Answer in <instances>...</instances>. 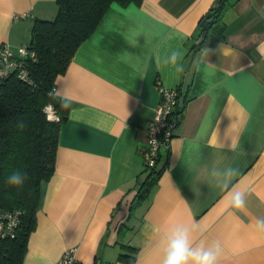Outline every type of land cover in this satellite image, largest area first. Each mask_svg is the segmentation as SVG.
I'll use <instances>...</instances> for the list:
<instances>
[{
    "label": "crops",
    "instance_id": "crops-1",
    "mask_svg": "<svg viewBox=\"0 0 264 264\" xmlns=\"http://www.w3.org/2000/svg\"><path fill=\"white\" fill-rule=\"evenodd\" d=\"M217 1L113 2L78 46L55 80V97L72 104L22 264H55L69 247L77 264H161L178 224L195 243L220 241L219 264H264L256 227L264 218V0H225L224 40L197 51L200 22ZM57 10L56 0H0V47L28 45L35 20ZM173 51L182 53L179 71L168 63ZM159 85L178 89L182 119L160 149L156 185L130 210ZM214 166L239 169L229 188L245 190L243 210L228 207Z\"/></svg>",
    "mask_w": 264,
    "mask_h": 264
},
{
    "label": "trees",
    "instance_id": "trees-1",
    "mask_svg": "<svg viewBox=\"0 0 264 264\" xmlns=\"http://www.w3.org/2000/svg\"><path fill=\"white\" fill-rule=\"evenodd\" d=\"M224 1L218 0L210 9L213 20L206 27H199V41L192 47L195 50L224 40L225 23L221 18ZM113 2L127 5L141 0H56V16L35 20L31 30L27 45L34 53L27 63L31 82H24L14 73L0 86V207L24 210L16 236L0 242V264H22L28 237L36 227L42 184L55 170L60 128L68 110L53 98L55 80L66 71L78 46L97 27ZM50 91L53 96H49ZM45 104L55 105L58 120L46 119L41 110ZM21 120L26 125L23 129L17 127ZM160 160L145 169L130 210L149 197L164 170L165 164L160 165ZM17 169L27 176L22 187L6 182ZM118 259L133 263L135 256L121 252Z\"/></svg>",
    "mask_w": 264,
    "mask_h": 264
},
{
    "label": "built area",
    "instance_id": "built-area-1",
    "mask_svg": "<svg viewBox=\"0 0 264 264\" xmlns=\"http://www.w3.org/2000/svg\"><path fill=\"white\" fill-rule=\"evenodd\" d=\"M29 12L14 14V20L25 18ZM34 56L33 51L22 45L12 48L3 43L0 47V86L12 74H16L24 82L30 83L27 63ZM55 93V88L53 89ZM159 103L154 109L151 119L148 121L147 145L142 149V159L145 169L154 167L160 159V149L168 148L182 119V108L179 105V92L176 87H163L159 85ZM51 120H58V115L47 113ZM24 210L14 208L5 209L0 207V242L12 239L17 234V229ZM76 247L66 248L55 264H77Z\"/></svg>",
    "mask_w": 264,
    "mask_h": 264
},
{
    "label": "clouds",
    "instance_id": "clouds-1",
    "mask_svg": "<svg viewBox=\"0 0 264 264\" xmlns=\"http://www.w3.org/2000/svg\"><path fill=\"white\" fill-rule=\"evenodd\" d=\"M257 52L264 58V43L257 47ZM182 53L173 51L170 54L168 63L180 70V61ZM49 96H53V92H49ZM57 99L62 108H70L72 101L67 96L53 97ZM46 114V119L51 120L48 112L56 115L54 104H45L41 109ZM24 121H19L18 128L25 127ZM209 175L215 180L216 184L225 191V199L228 201V207L237 210H243L246 205V192L237 187L229 188L233 177L239 175V169L231 166L223 169L213 167ZM27 179L26 173L17 169L7 177V184L14 187H22ZM257 229L264 233V218L256 220ZM222 246L220 241L213 240L211 242L200 241L195 243L192 237L191 229L188 226L178 224L173 226L165 238L163 256L161 264H219Z\"/></svg>",
    "mask_w": 264,
    "mask_h": 264
},
{
    "label": "water",
    "instance_id": "water-1",
    "mask_svg": "<svg viewBox=\"0 0 264 264\" xmlns=\"http://www.w3.org/2000/svg\"><path fill=\"white\" fill-rule=\"evenodd\" d=\"M212 20H213V13L212 12H208L202 18V20L200 22V26L201 27H206Z\"/></svg>",
    "mask_w": 264,
    "mask_h": 264
}]
</instances>
